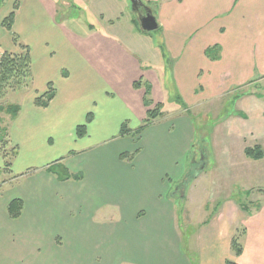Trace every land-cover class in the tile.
Here are the masks:
<instances>
[{
  "label": "crops",
  "instance_id": "0c3cea01",
  "mask_svg": "<svg viewBox=\"0 0 264 264\" xmlns=\"http://www.w3.org/2000/svg\"><path fill=\"white\" fill-rule=\"evenodd\" d=\"M127 1L96 0L89 14L101 19L93 21L99 27L81 22L78 29L76 18L56 20L65 0H20L14 11L18 37L29 27L34 33L38 16L48 33H41L43 47L21 40L30 50L32 91L4 137L17 153L36 154L40 169L22 173L15 192L0 193V264H193L191 252L196 264H264V200L244 212L233 192L223 190L234 183L228 164V173L221 168L226 181L212 191L224 198L222 209L216 221L203 223L196 248L185 247L175 209L177 196L195 199L204 189L202 168L186 182L192 165L206 160L204 142H196L200 152L187 158L194 143L191 110H222L217 101L232 95L237 112L223 122L232 130L237 117L256 110L255 99H264L254 89L264 83V0H140L158 23L154 36L125 19ZM138 80L150 85L154 103L165 106L134 142L147 111L144 86L133 87ZM49 86V104L35 105ZM244 100L248 114L241 112ZM258 111L264 117V109ZM83 124L85 133L77 136ZM215 137L214 155L226 156ZM134 151L132 161L121 158ZM226 160L232 162L231 154ZM53 164L79 178H58L48 170ZM13 199L23 203L16 218L7 209ZM212 225L219 229L216 243L222 242L216 247L207 238ZM238 232L246 245L235 256L231 240Z\"/></svg>",
  "mask_w": 264,
  "mask_h": 264
},
{
  "label": "rangeland",
  "instance_id": "374dc122",
  "mask_svg": "<svg viewBox=\"0 0 264 264\" xmlns=\"http://www.w3.org/2000/svg\"><path fill=\"white\" fill-rule=\"evenodd\" d=\"M20 0H0V53L1 52H18L20 51L19 44H21V40L27 42H31L33 46L43 45L41 41L45 39V36H42V32L48 33L46 23L44 19L37 17L38 19L35 21V30L34 33H30L29 30H32V27H29L28 31L23 30L22 35L18 37L17 33H15L14 29L8 30L6 27L2 25L3 19L14 10V5L19 3ZM65 3H59L57 9L56 20H62L63 17L68 18H76V25L73 27L74 29H78L81 22L86 24L88 22H92L96 27H99V21L101 19L97 16V18L92 17L89 13L92 10L97 8L98 3L96 0H65ZM22 2V1H21ZM55 4V2L53 3ZM56 5V4H55ZM131 0L127 1V6L125 8V19H129L132 17L136 23L134 18L135 14L131 9ZM91 6V9L88 10V7ZM35 12V11H34ZM36 14L37 11H36ZM95 19L99 20L97 22H93ZM124 20L122 19V22ZM65 24L67 21L65 20ZM37 34L38 37H34ZM154 36L157 35V32L154 30L149 33ZM14 35V36H13ZM14 38L17 39V42L14 41ZM45 46V45H44ZM29 48V47H28ZM255 92H259L263 96L264 93V83L255 84ZM253 90V89H250ZM32 88L30 85L23 87L20 90L9 91L4 97H0V193L1 198L8 196L9 194L15 192V190L22 183L24 178L19 180V177L22 173H25L29 170H39L40 162H36L37 155L33 156L31 159V155L28 157L25 153H17L12 151V146L5 142V134L3 130L4 128L8 129L7 123H9L11 115L6 112V108L10 105H18L19 107H24L28 104V99L30 96V92ZM245 92L243 88L240 89V97H242ZM229 98V99H228ZM224 97L222 101L217 103L222 104V110L217 109H208L206 106L200 110H191L190 119L193 127V139L194 143L191 148L192 153L189 152L187 158L193 157V152L199 153L200 150L198 147H195L196 142L198 144L206 143V153L205 158L200 165H192V173L200 172L201 168L204 170L202 174L201 183L204 187L195 199L185 201L184 198L177 196L176 197V205L175 209L177 211V216L180 218L182 222L181 232L183 236L184 245L186 248L189 247L191 249V245L193 243V248H196L199 232L202 230V225L204 222L212 223L214 218H216L218 212L222 209L224 198L219 196L218 198H214L212 194L213 188L217 184V182H225L227 177L223 178L221 176V168L228 173L229 165L231 171V178L234 183H231V186L227 188V185L223 187V190L227 193V189L229 192H233L232 197L233 201L237 202L238 205L245 208L243 211L249 212L253 206L258 205L257 200H264V158L261 160H251L244 155V149L246 147H253L256 145L261 146L264 149V126L261 130H258L264 125V117L260 115L258 110L264 109V99L254 100L255 111L251 114L250 110L247 109L244 104L240 105L242 113H249L248 118L245 115L242 118L237 117L235 120L236 124L235 128L232 130H226L223 127V122L230 116L233 115L232 112H237V104L235 103L236 97L233 98L232 95ZM256 98V97H255ZM216 102L212 105L214 107ZM235 105V107H234ZM155 103L150 108H154ZM211 106V105H210ZM236 108V109H235ZM145 109V108H144ZM147 110V108H146ZM209 110V111H208ZM146 114V113H145ZM240 113H237V115ZM236 118V117H235ZM230 121V119H229ZM238 126V127H237ZM11 125H9L10 129ZM254 127H256L255 131H253ZM215 131V133L213 132ZM251 132V133H249ZM6 133V132H5ZM214 135L215 141L219 145H223L226 156H215L212 146H211V138ZM132 141H136L132 139ZM214 146V145H213ZM19 150V149H17ZM216 153L219 152V148H214ZM40 153V151H39ZM231 154L232 162H227V156ZM201 156V155H200ZM188 163L190 159L187 160ZM227 162V163H226ZM187 163V168L190 166V163ZM205 164V167L203 165ZM61 166V165H60ZM200 167V168H199ZM217 175V176H215ZM223 178V179H222ZM184 179L181 180L183 182ZM180 183H176L172 190L176 189ZM252 189V192L248 195L247 191ZM222 187L217 188L216 191H220ZM224 192V193H225ZM228 192V193H229ZM254 194V195H253ZM257 198V199H256ZM256 199V204L252 203L253 200ZM211 225V224H210ZM202 226V227H201ZM207 227V226H206ZM209 227V225H208ZM211 234L207 235V238L212 242L216 247L217 244H221L222 242H217L216 235H218V227L216 229V225H212ZM241 230V229H238ZM237 230V231H238ZM214 236V237H213ZM192 240V242L190 241ZM240 244L245 248L246 240L243 237L239 239ZM222 246V245H221ZM232 255V254H231ZM233 255H235L233 253ZM191 256L193 259V264H196L194 260H196L197 254L191 252ZM209 260V259H208ZM230 260V259H228ZM234 261V260H231ZM17 264V263H16ZM22 264H26L25 261ZM215 264V262L213 263Z\"/></svg>",
  "mask_w": 264,
  "mask_h": 264
},
{
  "label": "trees",
  "instance_id": "16d2710c",
  "mask_svg": "<svg viewBox=\"0 0 264 264\" xmlns=\"http://www.w3.org/2000/svg\"><path fill=\"white\" fill-rule=\"evenodd\" d=\"M18 5H14V10L11 11L2 21V25L6 27L8 30L12 29V24L14 21V11L17 9ZM135 18V16H134ZM136 20V18H135ZM136 23L138 25V22L136 20ZM139 28V26H138ZM140 29V28H139ZM14 36V35H13ZM14 41L17 42V39L14 38ZM20 51L18 52H1L0 53V97H4L9 91H16L20 90L23 87H26L30 84L32 80V73H31V56H30V50L28 46L24 44H19ZM162 52L164 57H166V54L163 51V47L161 46ZM141 86H144V95H143V104L147 108L146 111V117L143 120V123L137 127V129L133 132L132 137L134 140H136V136H138L146 126L151 124V122L156 119L157 117L163 115V107L165 106L162 102L155 103L154 108H150L153 105L152 99L149 97L150 95V85L148 83H142L141 80H138L133 83L134 88H140ZM54 96V91L51 86H49V89L43 93L42 95L36 97L34 99V103L37 106L40 107H46L51 99ZM178 102H180V97H175ZM182 103V101L180 102ZM19 111L18 105H10L6 108V112H8L11 117H14ZM89 118V116H88ZM90 120V119H88ZM4 134L6 132V129L4 128ZM86 125H80L76 129L77 136H82L85 133ZM127 128L126 123H123L120 129V134L125 135L127 134ZM14 147H12V151H14ZM123 153L121 154V158L128 159L129 161H132L133 157L135 156V153ZM244 155L251 159V160H261L264 158V149L259 146H253V147H246L244 149ZM200 168V167H199ZM48 170L51 172H55L58 176V178L64 180L69 178H79V175L73 176L72 174H69V172L62 168L61 166H58L56 164L50 165L48 167ZM192 172V171H191ZM196 176V174L191 173V176H189L186 179V182L188 180L190 181ZM23 203L20 199H13L8 204V213L12 218H16L21 210H22ZM242 237V233L238 232L236 233L231 240V250L235 254V256H239L243 250L242 245L239 242V239ZM225 264H237L234 261L225 260Z\"/></svg>",
  "mask_w": 264,
  "mask_h": 264
},
{
  "label": "water",
  "instance_id": "95a60500",
  "mask_svg": "<svg viewBox=\"0 0 264 264\" xmlns=\"http://www.w3.org/2000/svg\"><path fill=\"white\" fill-rule=\"evenodd\" d=\"M131 9L142 32H151L158 28V23L152 9L144 5L140 0H131Z\"/></svg>",
  "mask_w": 264,
  "mask_h": 264
},
{
  "label": "flooded vegetation",
  "instance_id": "af4514ba",
  "mask_svg": "<svg viewBox=\"0 0 264 264\" xmlns=\"http://www.w3.org/2000/svg\"><path fill=\"white\" fill-rule=\"evenodd\" d=\"M201 164V163H200ZM200 164H198V165H200Z\"/></svg>",
  "mask_w": 264,
  "mask_h": 264
}]
</instances>
